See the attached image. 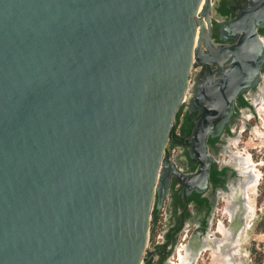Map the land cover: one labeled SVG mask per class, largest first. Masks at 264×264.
Segmentation results:
<instances>
[{"label": "water", "instance_id": "obj_1", "mask_svg": "<svg viewBox=\"0 0 264 264\" xmlns=\"http://www.w3.org/2000/svg\"><path fill=\"white\" fill-rule=\"evenodd\" d=\"M211 3L0 0V264H142L170 175L206 179L210 124L264 57V0L227 23L232 44L212 41ZM221 55L231 64L194 100L199 167L185 177L165 160L169 134L193 67Z\"/></svg>", "mask_w": 264, "mask_h": 264}, {"label": "flooded vegetation", "instance_id": "obj_2", "mask_svg": "<svg viewBox=\"0 0 264 264\" xmlns=\"http://www.w3.org/2000/svg\"><path fill=\"white\" fill-rule=\"evenodd\" d=\"M252 1L212 0L210 32L215 44H232L237 40L239 33L235 30L236 27H231L227 23L235 19L239 21L241 11ZM257 33L264 40V23L257 26ZM215 52L213 50V53ZM231 62V57L221 55L206 65L193 67L188 96L177 110L178 121L175 114L173 122L181 137L173 140V146L168 141L165 149V160L172 161L185 177L195 175L199 167L197 160L199 154L190 140V135L203 108L194 104V100L198 97L199 88L203 86L205 90L207 86L214 83ZM237 89L227 110H224L219 119L210 124L214 131L207 135L205 142L208 165L206 179L204 181L196 179L195 183L189 185L179 183L173 175H170L163 204L161 207L153 208L157 214L160 210L163 212L162 234L145 254L143 264H173L175 250L181 245L187 247L189 238L212 235L210 233L213 230L210 227L219 196L234 192L236 199L242 198L241 186L245 180V174L240 172L230 154L235 151L232 150L231 139L240 127H242L241 130L248 127L246 120L249 114L255 116L258 113L255 109V101H259V97L264 95V57L256 70L248 71L244 79L239 82ZM182 128L184 131L181 134ZM154 223L152 222V225ZM183 230L189 234L187 233V239L184 237V241L177 245L178 236Z\"/></svg>", "mask_w": 264, "mask_h": 264}, {"label": "rangeland", "instance_id": "obj_3", "mask_svg": "<svg viewBox=\"0 0 264 264\" xmlns=\"http://www.w3.org/2000/svg\"><path fill=\"white\" fill-rule=\"evenodd\" d=\"M193 69L191 74L193 73ZM260 100L255 102V109L257 115L251 116L249 114L247 121V128L242 129L240 127L235 135L231 139L232 150H238L243 153H248L253 162H256L257 167L261 171L260 179L257 185V194L255 198V208L253 214H247L246 226L242 228L239 233L238 248L241 251L239 254V262L241 264H264V142L260 136L256 135L253 130L255 127H259L264 132L263 118L264 113L258 109ZM239 123V120H237ZM253 128V130H252ZM236 139V146L234 140ZM233 143V144H232ZM225 195L219 196L217 205L213 215L211 224V230L216 227L217 221L221 220L224 224L228 223V215L223 210L225 204ZM159 220V221H158ZM163 223V212L159 211L155 223L152 225V219L150 221L149 239L147 243L146 253L154 246L155 242L159 240L161 236V230ZM189 232L183 230L177 239V245L184 241V237L187 239ZM241 256V257H240ZM211 255L210 250H202L197 257L194 264H210ZM143 264V262H142Z\"/></svg>", "mask_w": 264, "mask_h": 264}, {"label": "bare ground", "instance_id": "obj_4", "mask_svg": "<svg viewBox=\"0 0 264 264\" xmlns=\"http://www.w3.org/2000/svg\"><path fill=\"white\" fill-rule=\"evenodd\" d=\"M259 100H260V105L258 109L260 110V112L264 113V95L259 97ZM263 124H264V118H263ZM253 132L256 135L260 136V138L262 139L264 138V132L261 131L259 127H255ZM235 144H236V139L234 140V145ZM230 154H232L233 161H235L240 172H243L245 174V180L243 181V184L241 186L242 187L241 201H243V206L245 207L243 227H245L247 225L246 224L247 214H250L251 217L253 214V210L255 208L257 185L260 179L261 171L257 167L258 164L251 160L248 153H243L241 151L235 150L233 153ZM236 200H238V198L237 199L235 198L234 192H230L229 195H225V200H224L225 204L223 206V210L228 215V219H231L236 207L238 206V204H236ZM213 232L214 234L210 235V237L208 238L209 241L213 240L212 245L209 243L205 244L203 248L201 247V250L198 253L197 252L194 253L195 250L192 251V249L189 246L186 247L185 245H181L175 250L174 258H172V263L194 264L195 261L197 260V257L199 256V253L204 249V250H210V255H211L210 264H231L232 262L231 254L235 256L234 259L235 264H241L238 260L239 254L241 252L238 248L239 233L234 241H230L229 236L231 232L227 227V225H225L221 220L217 221L215 230H213ZM227 241L228 243H226V245L228 246V248L226 249V246H224L222 243ZM221 246L224 247L222 248ZM240 255L242 256L243 254Z\"/></svg>", "mask_w": 264, "mask_h": 264}, {"label": "trees", "instance_id": "obj_5", "mask_svg": "<svg viewBox=\"0 0 264 264\" xmlns=\"http://www.w3.org/2000/svg\"><path fill=\"white\" fill-rule=\"evenodd\" d=\"M176 118H177V121H178L179 112H176ZM181 131L180 132L182 134L183 131H184L183 128L181 129ZM180 137H181V135L179 133H177V131H176V125H173L172 128H171L170 134H169V141H170L171 146L174 145L173 140L179 139ZM152 216H153L152 222H155L156 218H157V211L156 210L153 211Z\"/></svg>", "mask_w": 264, "mask_h": 264}]
</instances>
